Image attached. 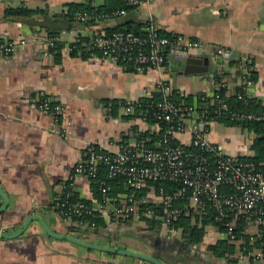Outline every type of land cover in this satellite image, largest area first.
<instances>
[{
	"label": "crops",
	"instance_id": "1",
	"mask_svg": "<svg viewBox=\"0 0 264 264\" xmlns=\"http://www.w3.org/2000/svg\"><path fill=\"white\" fill-rule=\"evenodd\" d=\"M87 1L0 0V40H26L16 53L0 56V186L9 200L0 213V232L13 233L29 216L37 215L59 234L152 255L164 264H264L241 250L230 258L214 255L210 247L224 239L214 226L207 227L199 245L187 244L181 229H151L133 219L107 224L110 232L104 237L81 228L90 227L87 224L64 219L54 208L65 189L90 203L100 199L92 179L70 180L87 145L118 150L122 143L137 139L138 131L160 132L157 124L131 120L121 104L158 93L162 77L172 92L182 96L212 95L221 84L227 85L228 96L235 95L247 85L246 97L264 105V0H155L130 7L118 20L92 26L62 18L70 5ZM21 6L39 13L30 18L6 17L7 9ZM129 23L154 24L164 33L198 41L202 48L188 54L208 59V70L179 72L171 61L177 59L178 51H169L163 71L142 72L97 54L84 56L82 49L73 52L80 37ZM46 28L57 31L63 47L54 50L46 45L45 40L53 38ZM217 46L233 51L224 64L215 56ZM43 94L63 105L58 121L31 106L30 101ZM107 102L120 104L116 115ZM207 137L227 154L254 155L251 147L257 134L240 124L211 121ZM188 138V134L178 137L184 142ZM0 264L153 263L54 238L36 220L19 237L0 238Z\"/></svg>",
	"mask_w": 264,
	"mask_h": 264
},
{
	"label": "built area",
	"instance_id": "2",
	"mask_svg": "<svg viewBox=\"0 0 264 264\" xmlns=\"http://www.w3.org/2000/svg\"><path fill=\"white\" fill-rule=\"evenodd\" d=\"M103 1L90 0V6L97 9ZM154 1L127 0V5L139 7ZM127 12V9H122L105 16L79 12L75 18L79 23L108 21L122 18ZM144 31L145 35L125 31L108 34L103 28L90 37L88 45L91 49L100 50L102 57L113 62L132 63L139 72L148 69L163 71L169 51L188 53L202 48L198 41H186L181 35L173 38L162 36L154 24H149ZM45 43L48 47H54L60 43V39L47 38ZM25 44L24 39H1L0 56H10ZM214 52L220 64L229 61L233 54L225 46H217ZM223 88L226 89L227 85L221 84L217 92L206 95L212 103H217L213 112L215 117L225 116L237 123L264 121L262 112L232 110L220 93ZM247 92L246 85L238 98L243 99ZM158 93L165 96L161 102L145 103L138 99L123 104L124 113L131 120L149 123L148 115L153 113L155 119L168 124L157 147H150L144 140H139V131L136 133L137 139L122 143L118 150H107L97 144H89L70 176V180L76 176L97 178L101 168L105 166L107 179L123 177L131 191L114 196L108 182L101 180V197L98 201H84L65 189L54 203L55 210L68 220L90 215L103 219L108 225H115L121 220L151 219L161 227H169L189 206L206 209L210 205L215 221L224 227V239L237 243L244 241L238 239L235 233L240 221H244L245 232L252 235L251 244L262 239V247L244 254L252 256L256 261H264V170L254 161L243 160L241 155L227 154L220 145L208 139L211 121L208 120L210 113L205 105L203 111H200L198 104L176 105L167 99L172 89L163 77ZM30 104L54 117L56 121L62 117L63 105L45 94L39 99H32ZM180 134H188V141H180ZM173 140H179V143L174 144ZM190 145L195 150L189 149ZM159 181L176 183L179 189L169 193L162 188L157 192L151 184ZM145 188L149 189L148 196L138 197V193ZM228 188L235 189L236 192H226L225 189ZM182 198H187L189 205L175 204ZM153 205L160 209L156 210Z\"/></svg>",
	"mask_w": 264,
	"mask_h": 264
},
{
	"label": "trees",
	"instance_id": "3",
	"mask_svg": "<svg viewBox=\"0 0 264 264\" xmlns=\"http://www.w3.org/2000/svg\"><path fill=\"white\" fill-rule=\"evenodd\" d=\"M131 6L127 5V0H106L104 4L99 6L97 9L92 8L90 6V0L87 1L86 5H81V4H74L70 5L68 12L66 15H62V18L68 20L69 22H74L75 15L79 12H89L90 14L93 13L95 15H100V16H105V15H111L116 11L122 10V9H127L129 10ZM37 13H39L38 10H33L30 9L26 6H21L17 8H9L6 11V17H25V18H30L35 16ZM120 19V18H119ZM118 20V19H115ZM107 21H90L88 23H78L79 25H98ZM149 25V24H148ZM148 25H143V23H129V24H124V25H118L115 27H107V33L111 34L116 31H125V32H133L138 35H145V27ZM50 33V37H56L57 36V31L48 29L46 28ZM160 34L162 36H168L173 38L174 35L164 33L163 31L160 30ZM90 38H84L80 37L79 40L74 43L73 45V52H77L82 49V52L84 53V56L92 55V54H97L99 56H102V53L98 49H91L90 46L88 45ZM63 47V45L60 43H57L54 47H51L52 49H60ZM119 64L126 66L128 69L132 71H136V69L133 67L132 63H128L125 61H119ZM242 92V88L238 89L237 93L235 95H227L226 94V89L223 88L222 91L220 92L223 96V98L229 103L230 108L235 111H242V112H262L264 113V105H262L259 102H256L255 99H250L247 97H244L243 99H239L238 95ZM165 99V96L156 93L152 96V98H142L141 100L145 103H157L161 102ZM167 99L175 103L176 105H195L198 104L200 108V111H203V107L205 105V108L207 111L210 113V117L208 120L210 121H217L220 123L225 124L226 126H233V125H241L242 127L249 129L251 131H254L257 134V138L254 141V144L252 145L251 149L254 151L253 156H242L241 158L243 160H248V161H254L257 163V165H260V167L264 170V121H259V122H244V123H237L235 121H231L225 116L222 117H215L214 109L217 107V103H212L210 98H207L205 94L198 95L197 97L193 96H182L176 91L172 92ZM212 103V104H211ZM107 105H111L110 107L112 109V113L116 115L117 110L120 107V104L118 102H107ZM113 104V105H112ZM122 103L121 105H123ZM148 122L149 124H157L160 126V132L157 133H150V131H139L138 139L139 140H144L146 145L150 147H157V143L160 142L165 130L168 127V124H166L163 121H158L153 117V113H150L148 115ZM137 130V128H136ZM137 132V131H136ZM174 144L179 143V140H173L172 141ZM189 149L195 150L193 145L188 146ZM262 164V165H261ZM101 180H106L108 182V185L111 187V193L114 196H117L119 193H128L131 190L126 186L125 184V179L123 177H117L114 179H107V170L106 167L103 166L100 170L99 177L93 178V185L95 189H97V196L99 193V185ZM155 187V190L157 192L160 189H165L169 193H173L174 191H177L179 189V185L176 183H170V182H156L152 183ZM99 189V190H98ZM226 192L233 193L236 192L235 189H225ZM149 194V189L145 188L142 191L138 193V197H143V196H148ZM177 206H187L189 205V201L187 198H182L179 199L175 202ZM156 210H159L160 208L157 207V205H153ZM215 216L214 212L211 209L210 205L206 209H202L200 207H192L189 206L186 211L176 220L171 224V228L175 229H181L183 238L189 245H199L203 242L204 235L206 233V229L208 226H214L218 230L223 231L224 227L221 223H218L215 221ZM79 224H87L90 226V228H95L98 231H103V233L97 232L95 235L99 236L102 235L105 237L106 233H109L110 230L107 229L108 226L106 222L103 219H99L90 215L83 216L80 218H74L72 219ZM144 222L147 223L149 228L153 229L156 228L157 226L159 227V224L156 221H153L151 219H144ZM92 224H95L94 226ZM157 227V228H158ZM94 234L93 232H90ZM117 233V232H116ZM235 233L237 235L238 239L244 240L243 242L238 244L235 243H230L227 239H222L218 241L217 244L213 245L210 247V251L218 256V257H227L230 258L231 256L235 255L237 252L246 253L253 251L254 248H259L262 247V239L258 240L256 243L251 244V238L252 235L249 233L245 232L244 229V221H240L237 223ZM173 238V237H172ZM237 243V242H236Z\"/></svg>",
	"mask_w": 264,
	"mask_h": 264
},
{
	"label": "water",
	"instance_id": "4",
	"mask_svg": "<svg viewBox=\"0 0 264 264\" xmlns=\"http://www.w3.org/2000/svg\"><path fill=\"white\" fill-rule=\"evenodd\" d=\"M171 61H172V63H174V62L177 63V65H178L177 69L179 72H184V73L188 72V70H190V68L191 69H199V72H204V71L208 70V67H207L208 63H209L208 59L201 58V57H194L188 53H178L177 59L173 58ZM0 196L4 199V207H2V209H0V213H1V211H3L5 209V205H7L9 202L8 197L4 193L1 186H0ZM36 220L39 221L41 223V225L44 227V229L46 230V232L54 238L66 239V240L72 241L74 243H77L81 246H84V247H87L90 249H97V250H101V251H105V252L119 253V254L129 255L132 257H138L140 259L150 261L153 264H164L161 259H159L158 257L152 256V255H147V254L140 253V252L117 249L115 247L95 245V244L88 243V242L80 239L79 237L59 234V233L53 231L50 228V226L44 221V219H42L41 217H39L37 215L29 216L26 219V221L23 223V226L13 233H2V232H0V238L11 239V238L19 237L20 235H22L26 231L28 226L33 221H36ZM81 228L83 230H87V231L93 232L95 234L97 232L103 233V231H98L95 228H90V227H87L84 225L81 226Z\"/></svg>",
	"mask_w": 264,
	"mask_h": 264
},
{
	"label": "rangeland",
	"instance_id": "5",
	"mask_svg": "<svg viewBox=\"0 0 264 264\" xmlns=\"http://www.w3.org/2000/svg\"><path fill=\"white\" fill-rule=\"evenodd\" d=\"M222 129V131H224L225 129L224 128H221ZM142 224V223H141Z\"/></svg>",
	"mask_w": 264,
	"mask_h": 264
}]
</instances>
